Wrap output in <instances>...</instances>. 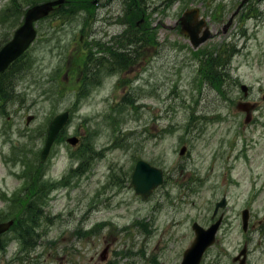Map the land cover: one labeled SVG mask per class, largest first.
Segmentation results:
<instances>
[{"label":"rangeland","instance_id":"obj_1","mask_svg":"<svg viewBox=\"0 0 264 264\" xmlns=\"http://www.w3.org/2000/svg\"><path fill=\"white\" fill-rule=\"evenodd\" d=\"M48 1L0 0V49L28 8ZM242 2L67 0L37 23L34 45L0 77V223L15 220L0 237V264H181L193 224L206 229L220 214L201 264H240L243 251L247 264H264V0L243 6L223 34ZM192 8L215 35L198 49L180 33ZM140 38L153 54L142 74L112 69L109 49ZM213 61L227 78L207 79ZM122 77L135 81L129 92L115 87ZM243 102L256 104L250 122ZM65 111L70 122L41 164L50 123ZM139 160L164 172L148 200L130 187Z\"/></svg>","mask_w":264,"mask_h":264},{"label":"water","instance_id":"obj_2","mask_svg":"<svg viewBox=\"0 0 264 264\" xmlns=\"http://www.w3.org/2000/svg\"><path fill=\"white\" fill-rule=\"evenodd\" d=\"M251 0H243L238 11L233 15L229 24L224 26L223 34H227L235 16L239 13L240 9L245 6ZM66 4V0H53L48 1L41 5H36L27 10L25 15L24 24L15 32L13 40L8 43L0 51V73L5 72L9 66L19 59L35 41L37 31L34 24L49 17L57 9H60ZM201 12L199 8L188 9L184 12L181 18V30L180 33L187 37L194 49H198L200 46L211 40L214 35L210 29V25L207 23L205 17L200 18ZM145 23V18L141 19L137 24L140 27ZM173 29V28H172ZM243 92L248 95V88L242 86ZM254 105L250 103H242L238 106V111H244L247 113L246 121L251 120V111L254 109ZM70 112L65 111L57 115L50 123L46 144L41 154V162L45 163L51 154V150L58 139L60 133L67 127L70 122ZM34 119L33 116L28 117V124ZM78 137H72L68 139V143L72 146H76L79 143ZM187 148L183 147L180 151V156L186 154ZM164 183V172L162 169L152 166L150 163L140 160L135 166V170L132 174L130 187L134 189L138 196H141L143 200H148L153 192L162 186ZM227 207V199L224 198L221 202L217 203L214 216H217L220 209ZM249 211L243 212V224L244 229L247 230V223L249 221ZM223 216L212 225L209 229H205L198 223H195L193 230L196 238L192 247L185 252L183 261L181 264H201L202 259L206 251L215 243L216 235L220 228ZM14 221L0 223V235L5 234L13 226ZM108 251V249H107ZM105 251L104 254L107 253ZM246 251L242 252L245 255L244 260L240 264H246ZM104 260V259H103ZM236 262V260H234Z\"/></svg>","mask_w":264,"mask_h":264},{"label":"flooded vegetation","instance_id":"obj_3","mask_svg":"<svg viewBox=\"0 0 264 264\" xmlns=\"http://www.w3.org/2000/svg\"><path fill=\"white\" fill-rule=\"evenodd\" d=\"M145 18V17H144ZM142 26L138 27V31H140L141 34H144V29L141 28ZM137 45V46H136ZM144 48V41L143 39H138V42L135 44L132 42L130 46L128 45H123L118 49V52H116L115 49H109V54L110 57L114 59V64H112V69L114 70H122V71H127L134 73L136 71L135 67H137V70L140 72V75L142 72L148 67L149 65V60L150 56L153 55L152 52L149 54L146 51H143ZM153 51L158 53L156 51V45L153 46ZM106 57V55H105ZM148 63V64H146ZM99 66V63L95 65V68ZM111 67V66H110ZM100 74L95 75V77L92 79V84H99L100 85V80H99ZM123 77L120 78V80L116 83L115 87L116 89H119V87L124 88V91L129 92V89L131 86L134 84V82H122ZM151 85V83H150ZM149 85V86H150ZM119 86V87H118ZM139 90V88H138ZM139 92V91H138ZM254 107H256V104H253ZM264 135V134H262ZM139 227H141L139 225Z\"/></svg>","mask_w":264,"mask_h":264},{"label":"trees","instance_id":"obj_4","mask_svg":"<svg viewBox=\"0 0 264 264\" xmlns=\"http://www.w3.org/2000/svg\"><path fill=\"white\" fill-rule=\"evenodd\" d=\"M13 5L16 7V0H13L12 1ZM59 10V9H58ZM58 10H56L54 13H56ZM217 61V60H216ZM216 61H213L212 63H209L210 66L207 67V79L212 81V80H215L216 77H221V78H227L226 74H223L220 75L218 74L215 69L219 66V64L215 63ZM215 63V64H214ZM226 65V62L222 61V66L224 67ZM3 75V74H2ZM0 75V77L2 76ZM6 93V90L4 88L3 85L0 86V97L5 95ZM125 101V104H132L130 102V99H124ZM77 170H74L73 173H76ZM35 204L34 201H31L30 202V205L28 206V209H26V216H28V221H26V223H37V220H36V217L37 218H41V212L36 210L35 208ZM24 222V220H22ZM34 228H35V225H34ZM34 228L32 226H29V225H26L22 228L21 232L24 234L25 236V240H26V247L31 249L33 248L35 245L34 244H31V241H32V238L34 236ZM39 237V235H38Z\"/></svg>","mask_w":264,"mask_h":264}]
</instances>
